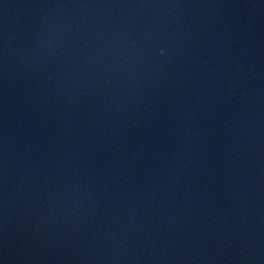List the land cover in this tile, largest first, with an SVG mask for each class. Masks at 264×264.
Returning a JSON list of instances; mask_svg holds the SVG:
<instances>
[{
	"label": "water",
	"instance_id": "1",
	"mask_svg": "<svg viewBox=\"0 0 264 264\" xmlns=\"http://www.w3.org/2000/svg\"><path fill=\"white\" fill-rule=\"evenodd\" d=\"M0 264H264V0H0Z\"/></svg>",
	"mask_w": 264,
	"mask_h": 264
}]
</instances>
